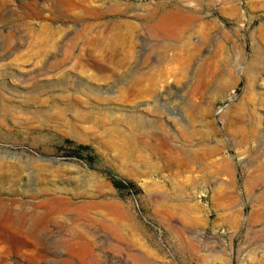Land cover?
Here are the masks:
<instances>
[{"label":"rangeland","instance_id":"1","mask_svg":"<svg viewBox=\"0 0 264 264\" xmlns=\"http://www.w3.org/2000/svg\"><path fill=\"white\" fill-rule=\"evenodd\" d=\"M0 264H264V0H0Z\"/></svg>","mask_w":264,"mask_h":264}]
</instances>
